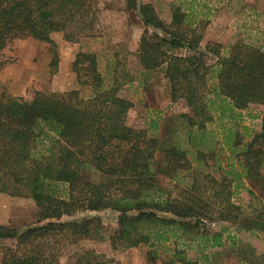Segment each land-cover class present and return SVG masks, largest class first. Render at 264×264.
Here are the masks:
<instances>
[{"label":"trees","instance_id":"obj_1","mask_svg":"<svg viewBox=\"0 0 264 264\" xmlns=\"http://www.w3.org/2000/svg\"><path fill=\"white\" fill-rule=\"evenodd\" d=\"M127 9L164 33L142 35L135 55L144 71L163 67L171 101L189 109L180 115L186 130L172 141L127 125L132 102L120 88L131 79L113 59L106 80L93 52L79 51L72 63L79 84L91 89L88 97L78 89L35 91L29 98L0 93V192L31 199L37 210L35 225L0 223L1 264H62L65 245L92 237L100 226L95 218L62 220L83 211L118 213L113 250L151 247L194 232L204 220L264 232L262 212L245 213L232 200L242 180H264V111L259 129L241 120V111L264 106V38L224 48L210 42L200 50L207 21L179 6L168 23L151 3L128 0ZM98 21L96 0H0V50L28 38L55 48L58 34L78 43L96 36ZM216 133L229 156L213 175L203 167L214 157ZM180 172L189 180L175 190L159 180ZM211 244L221 245L219 235ZM176 254L163 264L193 263ZM75 264L121 263L85 251ZM248 264H264V255Z\"/></svg>","mask_w":264,"mask_h":264},{"label":"rangeland","instance_id":"obj_2","mask_svg":"<svg viewBox=\"0 0 264 264\" xmlns=\"http://www.w3.org/2000/svg\"><path fill=\"white\" fill-rule=\"evenodd\" d=\"M96 2L99 21L95 37L72 43L64 41L60 34L54 35L55 48L31 38L15 39L0 50V93L29 98L35 91L65 92L78 89L82 97H88L91 89L79 84L72 63L79 51L93 52L97 57L98 70L106 80L107 69L113 59L120 62L119 70L124 69L128 73L126 79H131L120 88V94L132 102L126 124L144 129L148 136H165L175 140L186 130L180 115L189 113V109L181 102L171 101L163 67L144 71L135 55L142 35L150 38L154 33L159 36H164V33L146 26L137 11L127 9L128 0ZM138 3H151L165 23L170 21L175 6H179L188 17L207 21L201 30L200 50H204L210 42H217L224 48L236 41L250 42L258 37L264 38V0H138ZM177 52L183 53L185 50ZM262 111L264 106L252 105L241 111V120L259 129ZM214 129L218 130L217 126ZM219 141L220 135L216 133L212 143L214 157L207 156V167H203L205 172L213 175L220 173L217 164L224 167L229 156L226 147H222ZM235 167H238L236 163ZM159 180L166 188L175 190L189 177L187 172H180L175 179L160 177ZM233 191L232 200L241 205L245 213L255 214L259 211L264 215V180H242ZM36 211L31 199L0 192V223L16 227L35 225ZM117 214L113 210L103 209L63 217V221L95 218L100 226H97L92 237L66 244L60 252L62 264H75L85 251L102 254L121 264H151L153 261L163 264L171 259L176 260L177 251L180 257L192 264H248V260L256 263L260 255H264V232L239 230L230 222L217 220H204L195 230L198 231L197 236L195 231L181 233L151 247L139 245L113 250L110 235L117 227ZM163 216L170 217L168 214ZM215 234L219 235L220 246L211 244ZM148 251H156V257L150 259ZM1 257L0 251V264ZM177 264H180L179 261Z\"/></svg>","mask_w":264,"mask_h":264},{"label":"crops","instance_id":"obj_3","mask_svg":"<svg viewBox=\"0 0 264 264\" xmlns=\"http://www.w3.org/2000/svg\"><path fill=\"white\" fill-rule=\"evenodd\" d=\"M2 198V197H1ZM4 198V197H3Z\"/></svg>","mask_w":264,"mask_h":264}]
</instances>
